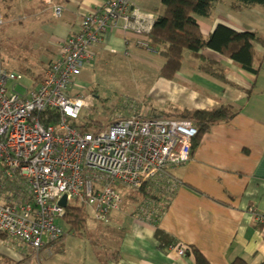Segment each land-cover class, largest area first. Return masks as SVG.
<instances>
[{"label":"crops","instance_id":"crops-1","mask_svg":"<svg viewBox=\"0 0 264 264\" xmlns=\"http://www.w3.org/2000/svg\"><path fill=\"white\" fill-rule=\"evenodd\" d=\"M104 2L22 0L8 11L14 12L13 21L27 31L22 42L29 39L51 42L47 48L49 65L59 57L55 38L78 32L82 14L95 12ZM235 3L236 0H218L209 17H198L204 37L209 38L218 25H225L237 32L254 33L264 40V5L239 7ZM54 6L61 7V18L54 17ZM136 38L111 28L103 42L90 51L91 61L107 52L126 58L130 55L132 62L145 65L153 75L147 95L153 106L147 113L140 110L130 115L189 119L194 124L199 122L198 114L208 117L220 111L225 118L200 135L186 164L149 183L146 196L131 192L134 196L124 197L125 204L130 200L132 206L125 209L124 204L111 213L109 222L101 223L105 230L87 233L96 241H91L92 246H87L85 254L83 249L77 250L75 261L78 264H196L194 250H198L211 264H232L239 258L250 264H264V227L249 212L250 208L264 212L263 42L253 44L256 71L242 68L226 54L204 49L198 54L186 52L181 70L174 79L167 80L160 74L165 60L159 48L152 51L138 48ZM173 183L176 189L171 191ZM157 230L170 237V246L157 238ZM17 242L16 251L5 249L6 252L16 262L29 264L24 261L23 243ZM180 244L190 248L184 256L178 255L174 248ZM75 261L68 262L76 264Z\"/></svg>","mask_w":264,"mask_h":264},{"label":"built area","instance_id":"built-area-1","mask_svg":"<svg viewBox=\"0 0 264 264\" xmlns=\"http://www.w3.org/2000/svg\"><path fill=\"white\" fill-rule=\"evenodd\" d=\"M53 15L62 17L60 6ZM80 18L78 32L55 38L59 57L34 88L21 83L22 74L0 66V232L37 253L63 236L56 222L65 216L60 205L64 197L68 206L75 201L91 207L95 220L107 224L124 202L117 185L139 193L168 176L191 159L198 136L192 120L140 114L119 118L94 133L79 130L76 123L89 104L80 78L93 59L92 48L117 28L137 37L138 48L152 51L148 37L157 16L136 0H105L100 9ZM17 85L26 93L18 92ZM175 189L173 183L171 191ZM249 212L264 227V212ZM174 248L180 256L187 252L183 244Z\"/></svg>","mask_w":264,"mask_h":264},{"label":"rangeland","instance_id":"rangeland-1","mask_svg":"<svg viewBox=\"0 0 264 264\" xmlns=\"http://www.w3.org/2000/svg\"><path fill=\"white\" fill-rule=\"evenodd\" d=\"M21 1L0 0V16L3 19V23L0 24V66L22 74L24 79L21 83L32 89L34 82H37L35 79L40 75L43 77L44 73L42 74V72L48 66L46 63H48L50 56L47 48L51 42H32L30 39L22 42L23 34H26L27 31H23L19 22L13 21L16 19L14 12L8 11L11 6L15 5V2L16 8L21 4ZM47 2H51V0H47ZM137 3L141 9H145L144 11L152 12L157 16L164 10L162 0H137ZM48 15L50 17V13ZM130 57V55L126 58L107 52L85 65L80 78L85 86L83 85L81 91L83 95L88 97L89 104L87 108L83 109L80 120L84 122L86 132H97L119 118L130 116L132 111L142 110L147 113L149 108L153 106L152 101L147 96L149 82L153 75L149 73L145 65L132 62L133 59ZM158 59L163 61L162 57ZM147 73L149 75H146ZM16 89L22 94L26 93V90L20 85H17ZM9 184L10 182L6 181V185ZM116 189L123 197L134 196L126 186L117 185ZM75 203V201L72 202V204ZM124 204L125 202H123L122 207ZM131 206L130 200H127L124 208L129 209ZM85 212L87 220L83 236H75L70 231V226L64 216L56 222L62 229L63 236L54 247L55 249L51 247L49 248L50 252L43 250L37 253L33 247L23 243L21 247L25 249L26 255L24 261L29 262V264H39V262L41 264H69L68 261H75L77 258L75 255L77 250L83 249L85 254L84 250L87 246H92L91 241H96L95 238L88 237L87 233H97L106 229L105 226L95 220L91 207L85 206ZM17 245L18 242L14 240L0 241V264H21L15 261L16 259L10 252H6V250L16 251ZM60 249H64V252H56ZM75 262L76 264L79 263L78 260Z\"/></svg>","mask_w":264,"mask_h":264},{"label":"trees","instance_id":"trees-1","mask_svg":"<svg viewBox=\"0 0 264 264\" xmlns=\"http://www.w3.org/2000/svg\"><path fill=\"white\" fill-rule=\"evenodd\" d=\"M216 1L218 0H162L163 13L157 16L154 29L148 38L153 50L159 48L158 51L165 60L160 70L163 78L167 80L174 79L175 75L181 70L186 52L198 54L204 49H213L221 54H226L242 68L256 71L253 68L255 53L253 44L259 41L264 44V40L257 38L254 33L237 32L225 25H218L209 38L204 37L197 19L198 17H209ZM235 4L239 7H252L264 5V0H236ZM41 78L40 75L35 80L39 81ZM197 116H199V122L195 125L198 128V136L193 141L192 149L198 144L200 135L225 118L220 111L208 117H203L201 114ZM52 121L56 122V119ZM76 126L79 130L86 132L82 120H79ZM146 193L147 188L145 187L141 194L146 196ZM65 218L70 226V231L75 236H82L87 220L85 205L77 202L70 204L65 211ZM156 236L164 245L170 246L172 244L170 237L162 230H157ZM61 238L50 242L46 245V248H54L61 241ZM7 239L8 236L0 232V241H6ZM63 250L60 249L56 252H63ZM194 253L196 264H211L200 251L194 250ZM232 264L250 263L239 258Z\"/></svg>","mask_w":264,"mask_h":264},{"label":"water","instance_id":"water-1","mask_svg":"<svg viewBox=\"0 0 264 264\" xmlns=\"http://www.w3.org/2000/svg\"><path fill=\"white\" fill-rule=\"evenodd\" d=\"M60 205H61L62 207H64V208H66V209L68 208L67 198H66V197H64V198L61 200Z\"/></svg>","mask_w":264,"mask_h":264}]
</instances>
